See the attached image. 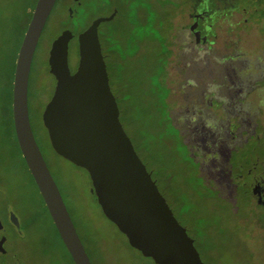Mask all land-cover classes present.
I'll use <instances>...</instances> for the list:
<instances>
[{"label":"rangeland","instance_id":"obj_1","mask_svg":"<svg viewBox=\"0 0 264 264\" xmlns=\"http://www.w3.org/2000/svg\"><path fill=\"white\" fill-rule=\"evenodd\" d=\"M100 1L57 0L35 51L29 88L36 139L93 264L155 263L104 213L89 171L54 149L43 114L57 84L49 64L53 41L67 28L74 32L69 64L76 71L79 33L115 8L116 17L102 22L99 31L120 118L139 156L204 263L264 264L263 211L255 225L242 219L254 203L230 175L232 149L241 146L248 160L264 152V135L256 139L264 129V27L253 23L238 36L228 34L225 24L217 44L195 51L190 41L182 42L183 31L171 33L194 0ZM35 5V0H0V214L11 208L27 225L23 264H76L14 123L16 62ZM178 33L180 42L174 39Z\"/></svg>","mask_w":264,"mask_h":264},{"label":"water","instance_id":"obj_2","mask_svg":"<svg viewBox=\"0 0 264 264\" xmlns=\"http://www.w3.org/2000/svg\"><path fill=\"white\" fill-rule=\"evenodd\" d=\"M56 2L37 0L34 7L16 62L13 116L21 150L72 258L76 264H93L30 118L33 59ZM115 15L97 17L79 33L80 62L74 72L69 64L74 32L67 28L52 43L49 64L57 84L43 114L52 146L89 171L104 213L132 246L159 264H205L121 121L99 35L100 24Z\"/></svg>","mask_w":264,"mask_h":264},{"label":"flooded vegetation","instance_id":"obj_3","mask_svg":"<svg viewBox=\"0 0 264 264\" xmlns=\"http://www.w3.org/2000/svg\"><path fill=\"white\" fill-rule=\"evenodd\" d=\"M75 1L79 2L80 0ZM108 1L112 2V0ZM112 12H116L117 15V8ZM70 13L73 14V11ZM174 23L177 26L174 27L173 25V28H171L172 34L175 31L177 33V30L183 31L186 36L185 39H182V42L190 41L194 45L193 50H202L207 46H212V43L217 44V40L223 34L222 28H225V24H227L226 32L228 34H237L238 36L242 32H246L253 23L261 24V28L264 27V0H194L192 6L188 7ZM154 25L158 32H163L160 26L156 23ZM197 32L199 33L197 34ZM180 33L174 37L177 42H180L178 41ZM99 35L103 47L104 42L100 31ZM104 56L105 60H107L106 53H104ZM231 133L235 139L237 135L235 132ZM262 135H264V129L257 135L256 139L263 138L261 137ZM240 147L232 149L230 175L234 180H237L239 186H244L248 189V193L254 203V209L246 206L242 219L250 225H255L259 217V209H262L263 213L259 219L264 230V152H262V155H256L253 160H248L246 157L248 154L246 155V151ZM244 158L247 159L243 161ZM1 187L0 184V189ZM171 208L177 217L172 206ZM26 229L25 221L11 208L6 211L4 216L0 214V264H23L24 257L21 254V248L26 238ZM190 236L193 238L192 235ZM134 248L144 255L141 250ZM146 257L150 258L155 264H159L152 257Z\"/></svg>","mask_w":264,"mask_h":264},{"label":"trees","instance_id":"obj_4","mask_svg":"<svg viewBox=\"0 0 264 264\" xmlns=\"http://www.w3.org/2000/svg\"><path fill=\"white\" fill-rule=\"evenodd\" d=\"M35 1L37 2V0H35ZM102 1L105 2V3H103V2L100 1V2L102 3V5H103V4H106V3L111 5V2H109L108 0H102ZM77 3H78V2H77ZM34 7H35V6H34ZM33 10H34V8H33ZM33 10H32L31 13H30V17H28L27 25H28V23H29V21H30V19H31V16H32ZM69 12H70V11H69ZM75 12H76L75 9H73V14L70 13L69 17H73V16L75 15Z\"/></svg>","mask_w":264,"mask_h":264}]
</instances>
